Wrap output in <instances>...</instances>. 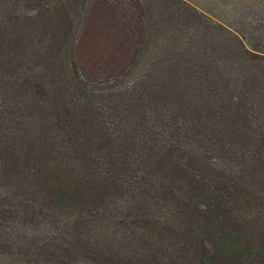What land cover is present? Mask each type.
I'll use <instances>...</instances> for the list:
<instances>
[{"label":"trees","instance_id":"16d2710c","mask_svg":"<svg viewBox=\"0 0 264 264\" xmlns=\"http://www.w3.org/2000/svg\"><path fill=\"white\" fill-rule=\"evenodd\" d=\"M233 1L217 78L167 90L141 0H0V264H264V0Z\"/></svg>","mask_w":264,"mask_h":264},{"label":"rangeland","instance_id":"374dc122","mask_svg":"<svg viewBox=\"0 0 264 264\" xmlns=\"http://www.w3.org/2000/svg\"><path fill=\"white\" fill-rule=\"evenodd\" d=\"M141 1L140 4L147 7L149 11L147 13L151 14L153 19L146 65L151 66V63H156L159 69L164 66V71L170 72V77L164 83L166 89L179 86L182 78L184 81L197 79L199 73L206 80L217 78L218 70L225 65L224 47L226 45V35L217 27V24L223 25L221 21L224 20L233 21L228 18L227 12L235 5L234 1ZM194 60L199 65V71L197 68H191L195 66ZM210 66H213L212 70ZM160 82L165 81L156 80V84ZM220 94L222 96V93ZM255 122L264 131V122L259 119ZM230 151L232 156L250 159V155L241 146H235ZM6 194L9 195L7 191ZM13 197H15L14 191Z\"/></svg>","mask_w":264,"mask_h":264}]
</instances>
